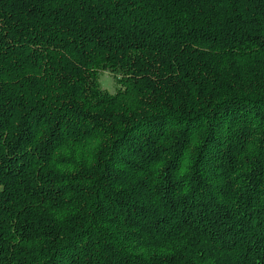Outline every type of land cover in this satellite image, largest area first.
I'll return each mask as SVG.
<instances>
[{"label": "trees", "instance_id": "trees-1", "mask_svg": "<svg viewBox=\"0 0 264 264\" xmlns=\"http://www.w3.org/2000/svg\"><path fill=\"white\" fill-rule=\"evenodd\" d=\"M0 264H264V0H0Z\"/></svg>", "mask_w": 264, "mask_h": 264}, {"label": "rangeland", "instance_id": "rangeland-1", "mask_svg": "<svg viewBox=\"0 0 264 264\" xmlns=\"http://www.w3.org/2000/svg\"><path fill=\"white\" fill-rule=\"evenodd\" d=\"M99 85L102 89H105L109 93H114L116 90V82L112 78V76L107 72L104 71L99 75L98 79ZM103 85V87H102Z\"/></svg>", "mask_w": 264, "mask_h": 264}, {"label": "clouds", "instance_id": "clouds-1", "mask_svg": "<svg viewBox=\"0 0 264 264\" xmlns=\"http://www.w3.org/2000/svg\"><path fill=\"white\" fill-rule=\"evenodd\" d=\"M102 87H103V85H102Z\"/></svg>", "mask_w": 264, "mask_h": 264}]
</instances>
